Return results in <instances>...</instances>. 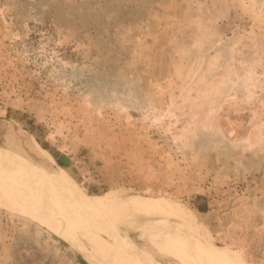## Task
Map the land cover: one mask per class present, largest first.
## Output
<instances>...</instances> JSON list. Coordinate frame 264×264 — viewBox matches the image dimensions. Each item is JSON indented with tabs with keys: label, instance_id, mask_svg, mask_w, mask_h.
Returning <instances> with one entry per match:
<instances>
[{
	"label": "rangeland",
	"instance_id": "rangeland-1",
	"mask_svg": "<svg viewBox=\"0 0 264 264\" xmlns=\"http://www.w3.org/2000/svg\"><path fill=\"white\" fill-rule=\"evenodd\" d=\"M128 263L264 264V0H0V264Z\"/></svg>",
	"mask_w": 264,
	"mask_h": 264
},
{
	"label": "bare ground",
	"instance_id": "bare-ground-1",
	"mask_svg": "<svg viewBox=\"0 0 264 264\" xmlns=\"http://www.w3.org/2000/svg\"><path fill=\"white\" fill-rule=\"evenodd\" d=\"M12 184H14L13 186L11 185L12 187H17L18 186V187H21V188H17V189H14V190L11 189V192L9 191L10 192V195L11 196H14L15 198H18L21 202L23 201L24 204H25V206H27V208H29V209H34V208H42V209L44 208L45 209L46 208L47 204L45 203L44 200H41V202L38 203V204L35 203L36 200L41 199V197L39 196V194L42 195L41 194V188L44 187V186L34 185V184H31V183H27V182H19V183H12ZM9 186H7V189H10ZM20 189H21V192H22L21 194H19L16 191V190H19L20 191ZM4 191H6V190H4ZM51 193H53V192H51ZM114 206H120L122 208V210L128 211L129 213L132 212L133 214L134 213H138V215L139 214L156 215L154 209H157L159 211H162V212H165V213H168V214L170 213V214L176 215L177 217H179L178 219L181 222H186V223H188V222L190 223L191 222L192 225L194 224V222L192 221V218L190 217L191 215H189L188 213H186L187 211H185V209L183 207H181L178 204L177 205H174L168 199L159 198V199L151 200V201H148V202L146 200H143V201L140 200V201H135V202H119V203H117V205H114ZM120 207H119V209H120ZM107 210H109V209H107ZM116 211L118 212V209H116ZM128 212H126V213H128ZM119 215H121V214L119 213ZM176 216L173 217V219L176 218ZM123 217H125V216H123ZM127 218H128V216H127ZM149 227H150V225H149ZM186 227H188V225ZM150 232H151V230H150Z\"/></svg>",
	"mask_w": 264,
	"mask_h": 264
},
{
	"label": "water",
	"instance_id": "water-1",
	"mask_svg": "<svg viewBox=\"0 0 264 264\" xmlns=\"http://www.w3.org/2000/svg\"><path fill=\"white\" fill-rule=\"evenodd\" d=\"M32 167V166H31ZM87 199H93V198H90V197H86Z\"/></svg>",
	"mask_w": 264,
	"mask_h": 264
}]
</instances>
